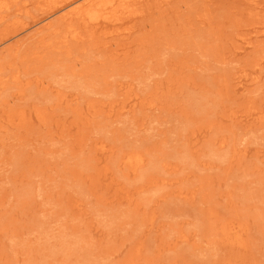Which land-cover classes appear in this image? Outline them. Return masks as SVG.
<instances>
[{
  "label": "rangeland",
  "instance_id": "obj_1",
  "mask_svg": "<svg viewBox=\"0 0 264 264\" xmlns=\"http://www.w3.org/2000/svg\"><path fill=\"white\" fill-rule=\"evenodd\" d=\"M4 1L0 264H264V0Z\"/></svg>",
  "mask_w": 264,
  "mask_h": 264
},
{
  "label": "bare ground",
  "instance_id": "obj_2",
  "mask_svg": "<svg viewBox=\"0 0 264 264\" xmlns=\"http://www.w3.org/2000/svg\"><path fill=\"white\" fill-rule=\"evenodd\" d=\"M132 1L134 0H51V3L57 4L52 11L53 13L61 12L60 18L68 20L76 17L84 24L102 29V34H110L109 38L113 40L115 33L123 36L124 31L128 30L125 27L121 28V25L125 22V18L130 17L135 12L129 8ZM243 1L256 4L259 0ZM6 5L7 3L4 0H0V7H5ZM47 17V15H43L38 19L37 23L45 21ZM71 33L75 35V29L72 28ZM244 76L246 74L239 76L238 83H242ZM104 147L105 145L100 142L99 147L96 149L100 153H104ZM121 159L125 165L132 169H135L143 162L142 154L137 152L123 154ZM226 231L234 238L239 235V230L236 229V226L229 225Z\"/></svg>",
  "mask_w": 264,
  "mask_h": 264
}]
</instances>
